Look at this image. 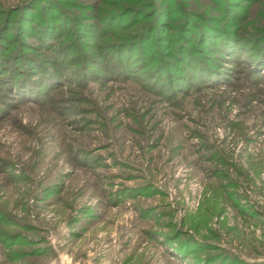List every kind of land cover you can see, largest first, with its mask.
<instances>
[{
    "label": "rangeland",
    "instance_id": "rangeland-1",
    "mask_svg": "<svg viewBox=\"0 0 264 264\" xmlns=\"http://www.w3.org/2000/svg\"><path fill=\"white\" fill-rule=\"evenodd\" d=\"M0 264H264V0H0Z\"/></svg>",
    "mask_w": 264,
    "mask_h": 264
}]
</instances>
